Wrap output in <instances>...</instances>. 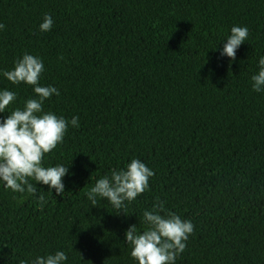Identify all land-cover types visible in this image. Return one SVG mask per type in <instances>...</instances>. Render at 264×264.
Listing matches in <instances>:
<instances>
[{"label": "trees", "instance_id": "16d2710c", "mask_svg": "<svg viewBox=\"0 0 264 264\" xmlns=\"http://www.w3.org/2000/svg\"><path fill=\"white\" fill-rule=\"evenodd\" d=\"M0 23V91L17 94L0 120L36 98L2 74L25 53L60 93L43 111L79 119L43 161L69 166L63 197L38 183L41 208L0 181V264L57 251L65 264H138L125 233L143 232L157 199L194 225L175 264H264V91L251 79L264 0H0ZM233 26L249 29L234 61L221 55ZM132 159L155 173L149 190L120 212L92 206L87 191Z\"/></svg>", "mask_w": 264, "mask_h": 264}, {"label": "clouds", "instance_id": "9594fccd", "mask_svg": "<svg viewBox=\"0 0 264 264\" xmlns=\"http://www.w3.org/2000/svg\"><path fill=\"white\" fill-rule=\"evenodd\" d=\"M51 15H45L40 24L42 32L50 31L53 26ZM5 25L0 23V30ZM249 36L247 27L233 26L227 37L221 55L230 60L236 59V51ZM62 59V57H61ZM259 71L251 77L252 89L255 92L264 91V56L259 59ZM44 71L43 61L31 54L25 53L15 62L14 69L2 74L12 84L25 83L33 87L36 98L25 101L23 109H15L0 120V181L6 189L16 193L37 196L36 185H47L49 190L55 189L57 196L63 197L65 185L63 178L69 174V166L43 165L46 154L51 153L64 140L69 124L79 127L78 117L69 122L62 116L43 111L44 101L53 94L59 96V91L53 86H40V77ZM17 99L13 91H0V113ZM154 172L138 159H132L126 170H113L111 176L98 179L87 191V199L96 206L97 197L107 200L115 209L126 207L125 202H132L149 190V178ZM35 181L36 184L30 181ZM41 208L47 201L43 194L37 196ZM125 215L127 213L123 212ZM165 213V214H161ZM145 228L139 232L137 225H130L125 233V240L130 244L131 257L138 264H175L178 256L186 249V241L194 231L191 221H185L175 213L166 212L164 203L157 199L151 210L143 212ZM68 259L63 251L54 255L37 257L32 264H65ZM20 264H28L21 260Z\"/></svg>", "mask_w": 264, "mask_h": 264}]
</instances>
